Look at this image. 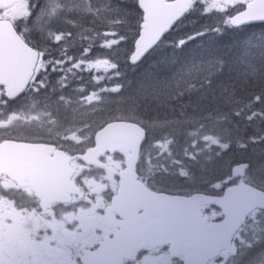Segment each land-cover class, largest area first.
I'll list each match as a JSON object with an SVG mask.
<instances>
[{
	"label": "snow or ice",
	"instance_id": "snow-or-ice-1",
	"mask_svg": "<svg viewBox=\"0 0 264 264\" xmlns=\"http://www.w3.org/2000/svg\"><path fill=\"white\" fill-rule=\"evenodd\" d=\"M254 22L264 0H0V264H264V65L225 86L192 62L111 109L119 60L91 55L132 68Z\"/></svg>",
	"mask_w": 264,
	"mask_h": 264
},
{
	"label": "trees",
	"instance_id": "trees-1",
	"mask_svg": "<svg viewBox=\"0 0 264 264\" xmlns=\"http://www.w3.org/2000/svg\"><path fill=\"white\" fill-rule=\"evenodd\" d=\"M86 26H89L87 22ZM103 30L101 28V31ZM100 42L103 43V41H99L98 44ZM98 44L95 48L98 47ZM114 49L116 50H111L113 62L117 60H115V55L119 56V52L124 53V57L118 59L122 76L114 79H118L119 82L125 84V89L123 98L113 94L115 99L109 105L111 109L124 106L131 107L132 101L139 102L152 90L153 85L160 81H169L175 78L192 62L200 63L202 61L217 60L222 65L219 71L214 72V79L217 80V83L225 86H241L237 82L242 79L241 74L246 71L249 65H253L257 71L264 65V25L228 30L220 35H208L190 43L182 51H174L166 46L153 53L136 68L128 67V61L125 60L126 45L123 47L114 46ZM104 58V55H102L101 59ZM87 81L84 78L83 81H77L74 86L78 87L82 84L86 87ZM108 83L111 84L112 81H108ZM108 115L109 110L105 109L98 113H85L83 116L73 113L68 116V119L91 118L99 121L107 118ZM188 167L192 168L191 165ZM224 171H227L226 166ZM219 174L221 173H213L211 169L205 170L203 166L194 169L196 188L203 189L205 187L204 181L212 180L215 175ZM176 183L179 185L180 180H177Z\"/></svg>",
	"mask_w": 264,
	"mask_h": 264
},
{
	"label": "rangeland",
	"instance_id": "rangeland-1",
	"mask_svg": "<svg viewBox=\"0 0 264 264\" xmlns=\"http://www.w3.org/2000/svg\"><path fill=\"white\" fill-rule=\"evenodd\" d=\"M102 47H99L98 50L94 51L91 55L93 56L94 59H101L100 58V53H101V49ZM105 49V48H103ZM111 55H112V51H109V49H107V60H111ZM121 58L124 57V53L120 52ZM112 73V69L106 65L101 64L97 69H94L93 71H91V77L93 75H102V76H108L111 75ZM56 78L55 74L53 75L52 79ZM96 85L91 81V89H93Z\"/></svg>",
	"mask_w": 264,
	"mask_h": 264
},
{
	"label": "water",
	"instance_id": "water-1",
	"mask_svg": "<svg viewBox=\"0 0 264 264\" xmlns=\"http://www.w3.org/2000/svg\"><path fill=\"white\" fill-rule=\"evenodd\" d=\"M262 24L261 22H254L251 25ZM249 26V25H248Z\"/></svg>",
	"mask_w": 264,
	"mask_h": 264
},
{
	"label": "bare ground",
	"instance_id": "bare-ground-1",
	"mask_svg": "<svg viewBox=\"0 0 264 264\" xmlns=\"http://www.w3.org/2000/svg\"><path fill=\"white\" fill-rule=\"evenodd\" d=\"M223 44V43H222ZM173 76V75H172ZM230 81V80H229ZM225 82V81H224Z\"/></svg>",
	"mask_w": 264,
	"mask_h": 264
}]
</instances>
